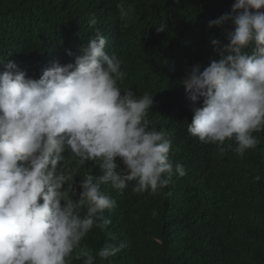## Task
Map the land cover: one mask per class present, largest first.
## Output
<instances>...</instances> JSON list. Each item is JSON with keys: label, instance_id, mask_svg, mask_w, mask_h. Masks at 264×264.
<instances>
[{"label": "clouds", "instance_id": "1", "mask_svg": "<svg viewBox=\"0 0 264 264\" xmlns=\"http://www.w3.org/2000/svg\"><path fill=\"white\" fill-rule=\"evenodd\" d=\"M229 21L227 43L211 40L218 59L203 71L193 65L182 83L193 105L188 133L221 153L233 141L243 157L259 143L254 133L264 132V0H235L208 27ZM96 23L93 15L89 26ZM107 43L97 29L74 63H55L38 79L0 60V264H70L74 252L95 264L81 242L110 224L103 213L116 207L101 185L123 191L132 183L134 193L155 195L173 175H186L169 160L172 140L147 118L153 96L118 87L123 62L106 53ZM65 153L80 166L100 162L101 175H87L79 193ZM125 247L113 237L96 256L107 261Z\"/></svg>", "mask_w": 264, "mask_h": 264}, {"label": "trees", "instance_id": "2", "mask_svg": "<svg viewBox=\"0 0 264 264\" xmlns=\"http://www.w3.org/2000/svg\"><path fill=\"white\" fill-rule=\"evenodd\" d=\"M234 2L0 0V60L38 79L55 63H74L98 29L108 41L106 53L123 62L121 92L153 96L147 118L172 140L169 160L185 168L186 175H173L155 195L134 193L132 183L123 191L101 185L116 207L103 213L111 223L94 227L81 242L95 264H264V132L254 133L258 145L240 157L233 141L226 140L221 153L187 131L193 105L182 81L193 65L203 71L218 59L211 40L227 43L234 26L229 21L209 28L208 22L231 11ZM93 15L97 23L90 27ZM161 24L165 30L157 32ZM65 158V167L76 170L77 193L87 175H101L99 161L80 166L70 154ZM113 237L126 247L101 261L96 253ZM70 264L83 259L74 252Z\"/></svg>", "mask_w": 264, "mask_h": 264}]
</instances>
